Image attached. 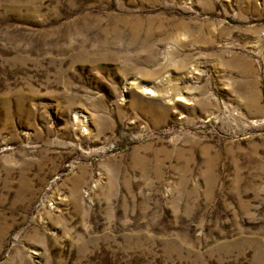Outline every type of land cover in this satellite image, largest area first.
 <instances>
[{
    "label": "rangeland",
    "instance_id": "obj_1",
    "mask_svg": "<svg viewBox=\"0 0 264 264\" xmlns=\"http://www.w3.org/2000/svg\"><path fill=\"white\" fill-rule=\"evenodd\" d=\"M0 264H264V0H0Z\"/></svg>",
    "mask_w": 264,
    "mask_h": 264
},
{
    "label": "bare ground",
    "instance_id": "obj_2",
    "mask_svg": "<svg viewBox=\"0 0 264 264\" xmlns=\"http://www.w3.org/2000/svg\"><path fill=\"white\" fill-rule=\"evenodd\" d=\"M178 99H179V100H182V99H183V97H179Z\"/></svg>",
    "mask_w": 264,
    "mask_h": 264
}]
</instances>
